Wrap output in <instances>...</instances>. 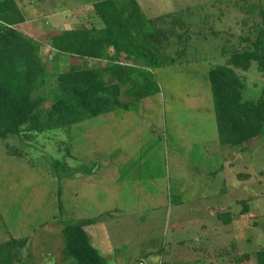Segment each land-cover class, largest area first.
I'll return each mask as SVG.
<instances>
[{"label": "rangeland", "instance_id": "rangeland-1", "mask_svg": "<svg viewBox=\"0 0 264 264\" xmlns=\"http://www.w3.org/2000/svg\"><path fill=\"white\" fill-rule=\"evenodd\" d=\"M96 1L15 0L24 15L30 18L28 25L17 26V29L45 42L60 29L88 26L87 19H94L91 4ZM136 2L148 19L183 12L181 18L189 23L190 45L187 55L182 54L179 61L197 59L210 66L224 65L231 50L244 47L241 38H250L253 24L260 20L258 9L252 14L249 10L258 4L264 6V0ZM61 5L64 8L61 9ZM67 9L79 20L62 21L66 15L61 12ZM94 22L96 26H102L97 18ZM45 63L51 75L67 68L56 59ZM88 64L98 67L100 63L90 61ZM160 71L156 74L160 93L134 103L132 110L136 112L122 113L119 123L111 120L109 124L110 131L112 126L123 131L120 135L114 133L115 139L120 136L126 139L121 155L113 160L116 167L113 166L110 173L107 171L112 166L111 161L104 157L65 159L71 167L85 162L96 164L97 168L93 175L95 188L79 186V196L72 197L73 216L78 219L99 215L98 202L101 212L112 209L110 200L119 205L115 217L85 229L105 264H128L137 259L154 263L159 256L157 252L175 264H234L233 258L237 255L253 253L264 245V187L259 175L264 171V136L248 142L242 150L218 146L214 143L217 135L213 114L201 110L195 101V93L200 89L197 77L194 76L192 81L189 73H179L171 66ZM240 73L247 87L244 98L256 99L264 86V77L256 63ZM51 75L42 87L44 110L59 97L55 77ZM167 89L173 93H167ZM123 120L126 122L122 123ZM124 125L126 129L121 127ZM64 131L27 133L21 139L9 137L0 140V149L7 152L17 148L28 162H34L49 174V161L64 159L63 148L67 141ZM116 145H110L112 153H117L113 148ZM222 165L224 170L221 172ZM215 172L219 173L213 174ZM239 173L249 174L250 178L237 180ZM74 178H71L73 189L76 186ZM66 183L64 193H71L68 179ZM3 187L4 184L0 190H4ZM2 197L0 195V199ZM239 200L248 201L246 215H238L242 207L235 202ZM220 211L231 213L233 220L229 225H223L216 218L215 213ZM5 221L6 216L0 213V242L14 234L9 226L16 231L14 218L3 224ZM27 222L26 219V225ZM62 225L56 221L38 229L17 258L25 264H61ZM245 264L256 263L252 258Z\"/></svg>", "mask_w": 264, "mask_h": 264}, {"label": "trees", "instance_id": "trees-1", "mask_svg": "<svg viewBox=\"0 0 264 264\" xmlns=\"http://www.w3.org/2000/svg\"><path fill=\"white\" fill-rule=\"evenodd\" d=\"M91 9L101 27L87 19L88 26L60 30L44 42L17 29L30 18L15 0H0V140L21 139L27 133L55 129H63L67 135L64 159H51L49 174L34 162H28L17 148L7 152L0 149V187L4 184V190H0L3 196L0 213L6 216V221L14 218L17 225L16 231L9 226L14 234L0 242V264H25L17 257L27 248L32 235L56 221L63 223L61 264H105L85 229L115 217L119 205L110 200L112 209L101 212L98 202L99 215L75 219L71 199L79 196V186L95 188L93 175L97 168L96 164L85 162L71 167L65 159L104 157L111 161L107 171L110 173L126 139L121 136L115 139L114 133L120 135L123 131L114 126L110 131L109 124L111 120L119 123L122 113L136 112L132 110L134 103L160 93L156 74L162 68L171 66L179 73H189L192 81L197 77L200 89L195 93V101L201 110L213 114L217 135L214 143L218 146L242 150L248 142L264 136V86L256 99L246 100L247 87L240 73L255 62L264 77L263 5L251 6L249 13L258 9L260 20L253 24L250 38H241L244 47L231 50L225 64L220 66L197 59L179 61L182 54L187 55L190 45L189 23L181 18V11L148 19L136 0H98L91 4ZM176 27L181 31L176 32ZM44 47L49 48L48 54H43ZM62 58L69 60L70 65L51 75L45 62L55 59L61 62ZM90 61L100 64L91 67ZM50 75L55 77L59 97L44 110L42 87ZM166 92L173 93L171 89ZM121 127L126 129L125 125ZM110 145H116L113 148L117 153L111 152ZM223 170L222 165L220 171ZM259 175L264 187V171ZM236 178L247 181L250 175L239 173ZM67 179L72 192L65 194ZM247 203L236 201L242 207L238 215L249 212ZM215 214L223 225L232 221L229 211ZM61 215L64 218H59ZM157 253L158 259L172 262ZM252 258L256 264H264V245L253 253L237 255L233 263L245 264Z\"/></svg>", "mask_w": 264, "mask_h": 264}, {"label": "crops", "instance_id": "crops-1", "mask_svg": "<svg viewBox=\"0 0 264 264\" xmlns=\"http://www.w3.org/2000/svg\"><path fill=\"white\" fill-rule=\"evenodd\" d=\"M62 8H64V6L63 5H61V9ZM61 15H66V16H64L63 17V19H61L62 21H64L65 23L66 22H68V23H71L72 21L74 22V21H77V20H79V19H77V18H75L74 16H72L71 14H69L68 13V9L67 10H62V12H61ZM86 18H84V19H82L81 21L83 22V20H85ZM94 20L95 19H91V20H89V21H92V22H94ZM29 22V21H28ZM26 25H28V23L26 22V23H24V24H21V25H19L20 27H23V26H26ZM18 26V27H19ZM70 29H72V28H70ZM60 30H63V29H60ZM59 30V31H60ZM64 30H68V29H64ZM22 33H24V32H22ZM25 35H27V36H29V37H32V36H30V35H28L27 33H24ZM33 38V37H32ZM48 54V52H47V50H44V52H43V54ZM66 61H68V60H66ZM66 61H63V58H62V61L60 62L61 64H63L65 67H68L69 65H70V61L69 62H67L66 63ZM236 203V202H235ZM232 220H233V218H232ZM232 222V221H231ZM205 228V225L204 226H202V230ZM207 238H205V240H206Z\"/></svg>", "mask_w": 264, "mask_h": 264}, {"label": "built area", "instance_id": "built-area-1", "mask_svg": "<svg viewBox=\"0 0 264 264\" xmlns=\"http://www.w3.org/2000/svg\"><path fill=\"white\" fill-rule=\"evenodd\" d=\"M136 264H173L172 262L163 261L161 259H157L154 263H147L145 261H138Z\"/></svg>", "mask_w": 264, "mask_h": 264}]
</instances>
